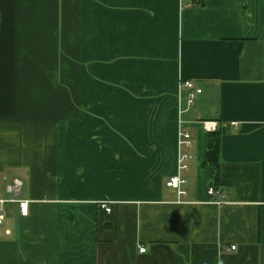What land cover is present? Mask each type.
<instances>
[{
    "label": "crops",
    "instance_id": "1",
    "mask_svg": "<svg viewBox=\"0 0 264 264\" xmlns=\"http://www.w3.org/2000/svg\"><path fill=\"white\" fill-rule=\"evenodd\" d=\"M0 176V264H264V0H0Z\"/></svg>",
    "mask_w": 264,
    "mask_h": 264
},
{
    "label": "built area",
    "instance_id": "2",
    "mask_svg": "<svg viewBox=\"0 0 264 264\" xmlns=\"http://www.w3.org/2000/svg\"><path fill=\"white\" fill-rule=\"evenodd\" d=\"M183 87L188 89L190 92L188 97V106H193L196 97L202 93L201 89H196L194 84L191 81H186L183 83ZM202 127L206 133H215L219 131L220 125L216 121H202ZM182 126V125H181ZM182 128V127H181ZM180 146L192 148L193 147V139L191 134L188 131H184L181 129L180 134ZM192 159V155L190 154H181L179 159V170L185 171L188 169V162ZM186 180L182 176H175L170 178L167 182V187L176 189L178 191L179 197L186 196V192L183 189L184 185H186ZM23 183L19 179H16L8 186V192L11 194L9 199H0V227L4 225L6 216H7V205H19L20 206V213L22 217H28L30 208V202L27 200H22L20 198L21 191H22ZM220 194L214 187H210L208 189V196L211 198V202L216 203L217 205H224L228 202L226 201V196H222L220 200H216V195ZM102 209H104L107 213L112 212V208L110 204H102ZM231 250H236V247H232ZM142 253L146 252V249H141Z\"/></svg>",
    "mask_w": 264,
    "mask_h": 264
},
{
    "label": "trees",
    "instance_id": "3",
    "mask_svg": "<svg viewBox=\"0 0 264 264\" xmlns=\"http://www.w3.org/2000/svg\"><path fill=\"white\" fill-rule=\"evenodd\" d=\"M210 136L214 138V144L208 147V161L206 167L212 170L214 177V188L218 189V174L220 166V149H221V135L220 130L212 133ZM220 193V192H219Z\"/></svg>",
    "mask_w": 264,
    "mask_h": 264
},
{
    "label": "rangeland",
    "instance_id": "4",
    "mask_svg": "<svg viewBox=\"0 0 264 264\" xmlns=\"http://www.w3.org/2000/svg\"><path fill=\"white\" fill-rule=\"evenodd\" d=\"M7 181H3L2 180V178H1V176H0V192H2L1 193V196L3 197V198H10V195L8 196L7 194H6V192H5V187H6V185H7ZM8 206V205H7ZM12 205H10V207H11ZM9 207V206H8ZM7 207V208H8Z\"/></svg>",
    "mask_w": 264,
    "mask_h": 264
}]
</instances>
